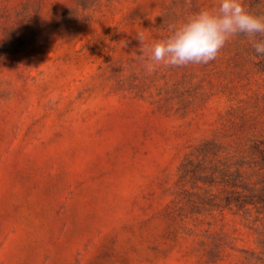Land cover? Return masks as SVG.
I'll use <instances>...</instances> for the list:
<instances>
[{
    "label": "rangeland",
    "instance_id": "rangeland-1",
    "mask_svg": "<svg viewBox=\"0 0 264 264\" xmlns=\"http://www.w3.org/2000/svg\"><path fill=\"white\" fill-rule=\"evenodd\" d=\"M220 2L0 0V264H264V57L148 59Z\"/></svg>",
    "mask_w": 264,
    "mask_h": 264
},
{
    "label": "clouds",
    "instance_id": "clouds-1",
    "mask_svg": "<svg viewBox=\"0 0 264 264\" xmlns=\"http://www.w3.org/2000/svg\"><path fill=\"white\" fill-rule=\"evenodd\" d=\"M239 35L250 39L256 57H264V16L248 12L242 0H221L217 10H201L167 39L155 41L148 59L171 67L208 64L230 38ZM137 39L143 44L142 34Z\"/></svg>",
    "mask_w": 264,
    "mask_h": 264
}]
</instances>
